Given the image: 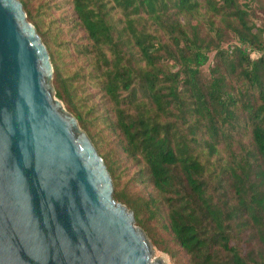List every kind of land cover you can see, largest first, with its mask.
I'll use <instances>...</instances> for the list:
<instances>
[{"label":"trees","instance_id":"trees-1","mask_svg":"<svg viewBox=\"0 0 264 264\" xmlns=\"http://www.w3.org/2000/svg\"><path fill=\"white\" fill-rule=\"evenodd\" d=\"M19 1L49 53L55 97L153 247L173 264H264V25L250 5L67 0L87 69L67 74L64 43L36 19L31 0ZM230 35L235 43L224 47ZM81 80L103 102L82 99ZM126 159L138 168L130 180L120 170ZM130 181L153 193L130 191Z\"/></svg>","mask_w":264,"mask_h":264},{"label":"water","instance_id":"water-1","mask_svg":"<svg viewBox=\"0 0 264 264\" xmlns=\"http://www.w3.org/2000/svg\"><path fill=\"white\" fill-rule=\"evenodd\" d=\"M52 77L22 3L0 0V264H167Z\"/></svg>","mask_w":264,"mask_h":264},{"label":"rangeland","instance_id":"rangeland-1","mask_svg":"<svg viewBox=\"0 0 264 264\" xmlns=\"http://www.w3.org/2000/svg\"><path fill=\"white\" fill-rule=\"evenodd\" d=\"M31 2L33 4V15H35L37 20L43 22L44 29H49L52 39L55 42L64 43L63 46H61V50L64 55V61L68 64L67 67H70L67 74L73 73L80 64L82 65V68L79 69L80 73L87 72L86 65L83 63L85 57L79 55V49L75 48L77 44L86 42L84 32L78 26L73 25L71 21L73 19L72 11L67 4V0H31ZM240 2L250 5V12L254 13L252 16L254 21H256L259 26L264 25V0H240ZM39 8V13L36 14ZM234 43L235 38L233 35H230L223 46L228 47ZM213 56L214 53L208 55V61L203 67V71L206 74L209 73L210 68L214 64ZM79 89L82 99H84L86 95L92 94V102L101 103L104 100L102 94L97 93L95 89H91L87 81L81 80ZM137 169V166L134 165L133 162L127 159L124 160L120 167L121 172L125 173L123 180H130ZM129 187L132 192L141 191L143 193H153L151 186H146L145 183H141L140 181H130ZM153 250L154 253L152 256L154 258H163L167 264H173V260H171L167 254L159 251L155 247H153ZM181 258L184 259L185 257L182 255Z\"/></svg>","mask_w":264,"mask_h":264},{"label":"bare ground","instance_id":"bare-ground-1","mask_svg":"<svg viewBox=\"0 0 264 264\" xmlns=\"http://www.w3.org/2000/svg\"><path fill=\"white\" fill-rule=\"evenodd\" d=\"M156 258V257H155Z\"/></svg>","mask_w":264,"mask_h":264}]
</instances>
